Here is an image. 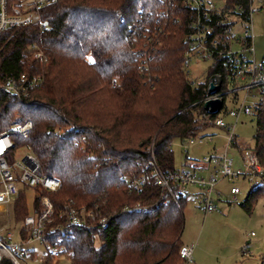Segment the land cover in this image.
Masks as SVG:
<instances>
[{"label": "trees", "instance_id": "obj_1", "mask_svg": "<svg viewBox=\"0 0 264 264\" xmlns=\"http://www.w3.org/2000/svg\"><path fill=\"white\" fill-rule=\"evenodd\" d=\"M241 3V17L248 19L247 0H228L223 14H234ZM192 19L183 0H61L39 10L32 25L0 34V130L32 121L28 137H14L15 150L26 147L43 172L62 183L58 192L35 189V214L48 195L56 223L68 206L110 217L105 229L75 231L62 255L71 264H185L179 250L189 204L164 205L167 193L155 183L132 193L125 177L147 171L151 145L164 171L176 169L174 140L189 142L212 128L199 114L217 75L225 107L229 93L234 104L239 100L235 87L229 89L235 83L224 59L204 82L189 80L185 39ZM144 27L152 41L141 35ZM22 73L43 84L18 98L2 84ZM254 115V148L264 166V100ZM257 193L264 194V185L254 186L241 205L250 209ZM137 203L149 210L124 212ZM29 215L20 194L14 219ZM21 233L26 238L28 231ZM55 260L46 254L41 264Z\"/></svg>", "mask_w": 264, "mask_h": 264}, {"label": "built area", "instance_id": "obj_2", "mask_svg": "<svg viewBox=\"0 0 264 264\" xmlns=\"http://www.w3.org/2000/svg\"><path fill=\"white\" fill-rule=\"evenodd\" d=\"M59 1L61 0H0V34L32 25L39 10ZM221 1L224 4L219 7L216 5V0H183L186 8L194 14V19L187 24L188 33L185 40L188 50L185 54L184 68L186 70L189 67V60L192 58L210 60L213 64L219 59H224L232 74L230 79L242 83V86L235 88V91L244 90L246 95L243 100H238L234 107L227 108L224 102L221 112L215 119H211L212 114L205 109L199 114L212 127L224 131L225 153L207 155L197 161L190 160L182 168L164 171L151 145L147 171L139 176L125 177V183L132 193L142 194L152 183H155L167 193L168 197L164 200V205H169L171 201L177 203L182 199L206 214L218 211L216 201L223 198L222 193L217 190L220 181L243 176L255 186L264 185V166L254 146L241 145L243 168L238 171L234 170V159L228 155L229 147L238 143L236 127L241 117L254 115L259 104L264 100V61H257L252 44L253 0H247L249 18L246 20L241 17L245 10L244 4L236 5L233 9L234 14L227 12L223 14L228 6V0ZM218 14L225 16L222 18ZM120 21L125 23L124 19ZM238 25L247 26L243 34L236 31ZM141 35L147 36L148 41L153 40L147 27L143 28ZM40 57L41 54H36V58ZM217 77L220 79V75ZM219 79L215 84L217 86L220 83ZM42 84L41 77H31L27 73H22L8 77L2 87L6 92L21 98L29 97ZM210 85L206 101L223 99L221 89L214 95L209 93ZM253 93L260 96L259 101L249 100ZM227 115L235 122H227L225 119ZM32 129V121H27L16 123L7 130H0V212H5L6 208L14 202V198L20 193V184L34 189H44L47 192H58L62 188L59 179L43 172L40 162L33 153L30 152L24 157L22 163L17 162L14 137L26 138ZM214 137L215 135L201 133L186 145L190 147L211 142ZM207 173L209 174L206 175ZM240 195L241 190L238 187H232L227 199L237 203ZM40 204L42 211L39 214L29 215L24 219V228L28 233L26 238L22 236L23 242H15L13 233L5 227H0V264H24L26 258L31 257V253L36 254L35 250L26 248V245L34 242L45 246L47 254L57 260L67 250V242L76 230L105 229L110 220V217L102 216L94 210L84 207L75 209L68 206L59 214L62 222L56 223V208L50 197L42 195ZM148 210V206L137 203L132 207L126 206L124 212L141 213ZM195 247V244H183L180 247L179 255L185 264L194 262Z\"/></svg>", "mask_w": 264, "mask_h": 264}, {"label": "rangeland", "instance_id": "obj_3", "mask_svg": "<svg viewBox=\"0 0 264 264\" xmlns=\"http://www.w3.org/2000/svg\"><path fill=\"white\" fill-rule=\"evenodd\" d=\"M221 0H216V5L223 6ZM251 24L253 27L252 44L255 50L257 61H264V0H253ZM247 25V24H246ZM238 33L243 34L247 29L245 25H238ZM213 62L201 58L189 60V67L186 73L191 82L197 84L205 81ZM189 72V73H188ZM229 89L239 88L242 83L234 82ZM113 86H116L114 84ZM239 100H243L246 92L239 90ZM234 94V93H233ZM233 94L230 93L227 100V107H234L232 102ZM249 100L259 101L260 96L253 93ZM229 123L235 120L225 116ZM257 119L255 115L242 116L236 127L238 144L254 146ZM204 135H215L213 141L204 142L188 147L187 142L174 140L172 149L174 152L175 167L182 168L189 159L206 156L212 148L217 147L219 154L226 151V140L224 131L212 127ZM30 154L26 147H21L16 152V160L23 162L24 157ZM230 158L234 159V170L242 169V153L237 146H230L228 150ZM197 161V160H194ZM255 186L248 179L240 176L233 180L224 179L220 181L217 190L222 193L223 198L216 201L218 211L206 214L203 210L188 205L185 210V225L181 236L183 244H195L194 262L192 264H261L264 256V194L255 195L251 200L252 207L244 208L241 204L246 200L250 191ZM20 193L26 199L30 215L35 214L36 190L23 184L19 185ZM232 187L241 190L239 201L232 203L227 199ZM24 220L14 219V202L0 212V227H5L14 235L15 242H23L21 232L24 229ZM28 250H35V257L26 258L24 264H41L44 261L47 249L45 246L34 242L26 245ZM54 264H71L67 257L55 260Z\"/></svg>", "mask_w": 264, "mask_h": 264}, {"label": "water", "instance_id": "obj_4", "mask_svg": "<svg viewBox=\"0 0 264 264\" xmlns=\"http://www.w3.org/2000/svg\"><path fill=\"white\" fill-rule=\"evenodd\" d=\"M220 89L221 88L219 86L211 84L209 88V93L211 95H214L218 93ZM223 106L224 100L222 98H217L206 101L204 104V109L209 111L211 114L218 115L221 112Z\"/></svg>", "mask_w": 264, "mask_h": 264}, {"label": "crops", "instance_id": "obj_5", "mask_svg": "<svg viewBox=\"0 0 264 264\" xmlns=\"http://www.w3.org/2000/svg\"><path fill=\"white\" fill-rule=\"evenodd\" d=\"M241 145V144H240ZM215 153H218L219 154V149L217 148V147H215L214 146V148H212V150L210 151V152H208V154L207 155H212V154H215ZM206 155V156H207ZM205 156V155H204ZM204 156H202V157H204ZM202 157H200V158H202ZM199 158H194V159H189L188 161H194V160H198ZM242 166H243V164H242ZM234 167H235V161H234ZM209 173H207L206 175H208ZM220 201V200H219ZM195 253V252H194Z\"/></svg>", "mask_w": 264, "mask_h": 264}]
</instances>
